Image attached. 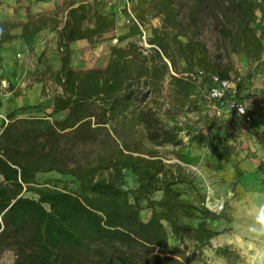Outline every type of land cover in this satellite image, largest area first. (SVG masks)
Listing matches in <instances>:
<instances>
[{"label":"trees","instance_id":"obj_1","mask_svg":"<svg viewBox=\"0 0 264 264\" xmlns=\"http://www.w3.org/2000/svg\"><path fill=\"white\" fill-rule=\"evenodd\" d=\"M131 2L141 25L160 19L148 38L154 46L144 54L134 40L114 45L105 67L74 68L71 43H94L114 31L122 11L131 27L119 41L138 36L141 27L121 1L73 0L64 11H28L26 22H0V47L19 27L22 36L56 29L62 61L43 72L44 93L55 87L53 111L12 112L0 131V258L11 250L13 264H191L223 233L216 223L228 215L207 207L197 190L187 197L193 179L159 150L209 147L212 159L236 160V174L245 173L234 140L242 123L251 124L209 113L193 95L192 76L202 69L237 78V97L256 117L252 125L264 126V86H247L256 74L264 81V30L253 26L264 19V0ZM238 53L250 63L243 77L232 57ZM166 80L167 101L160 98ZM214 132H222L215 143ZM126 171L137 177L136 187L122 186ZM48 172L70 176L76 186L40 184L38 174ZM214 250L232 255L226 247Z\"/></svg>","mask_w":264,"mask_h":264},{"label":"rangeland","instance_id":"obj_2","mask_svg":"<svg viewBox=\"0 0 264 264\" xmlns=\"http://www.w3.org/2000/svg\"><path fill=\"white\" fill-rule=\"evenodd\" d=\"M34 0H0V22H13L23 23L28 21V11ZM73 0H59L56 7L47 13H53L57 10L64 11L70 2ZM160 25L159 18H149V20L142 25L143 29L151 36L152 29ZM254 28L259 33L264 30V19L260 16L255 19L253 23ZM131 22L129 21L128 14L122 11L117 28L109 33L100 35L97 41L81 45L78 47L77 52L72 55V66L77 69H86L92 67H105L110 59L112 47L114 45H126L130 40L136 41L140 49L144 52L143 47L140 45L139 36L132 37L123 41H119V37L130 30ZM21 29L16 28V30ZM151 51L144 52L148 54ZM233 61L235 67L240 71V76L243 77L250 68V63L245 53L233 54ZM184 66L181 62L180 69ZM195 73V72H194ZM262 76L256 74L250 82L247 81V86L250 89H258L264 84ZM197 87L193 90V95L201 99V104L211 114H217L224 117H231L232 115L226 111H218L215 107L214 101L208 96V88L204 81L196 80ZM238 79L232 80L234 89L237 90ZM51 90L52 87L49 86ZM55 89V87H54ZM169 90V82L166 80L162 86L160 98L167 101ZM246 106L249 102L245 101ZM188 118H194L195 113L188 112L185 114ZM36 116L43 117V114L29 113L25 117ZM58 117V116H57ZM184 117V115H183ZM243 129L237 132V139L234 140L237 150L239 151V163L245 170L242 176L236 174L235 161L222 162L216 161L211 157V149L209 147L199 148L196 146L173 147L166 146L160 148V155L168 164L178 163L182 165L193 179L195 188L189 190L187 197L193 198L195 190L199 191L205 196L206 206L212 211L217 213L225 212L229 219H221L216 223V227L223 231L222 234L212 239V247H208L206 252L209 257H219L223 259V264H239V260L233 254L229 256H219L216 254L214 248L225 247L226 235L229 230L239 227V225L232 219L231 210L229 207L230 196L235 199L240 193L246 192L251 198L253 204L264 201V170L261 163H264V126L261 125H245L242 123ZM222 132L213 133V142L215 143L220 137ZM188 139L185 137V141ZM38 182L50 186L68 187L73 188L76 183L70 176H64L57 172L39 173ZM138 184L137 177L130 171H126L125 178L122 186L126 189L134 188ZM188 188V186H186ZM26 195L38 198V195L33 192H28ZM223 204V208L219 209V205ZM145 217L149 216L147 210L143 211ZM197 259L193 257L190 263ZM14 252L11 250L6 251L0 264H13Z\"/></svg>","mask_w":264,"mask_h":264},{"label":"crops","instance_id":"obj_3","mask_svg":"<svg viewBox=\"0 0 264 264\" xmlns=\"http://www.w3.org/2000/svg\"><path fill=\"white\" fill-rule=\"evenodd\" d=\"M58 2L34 0L30 12H50ZM21 32L22 29L16 30L14 34L17 36L0 47V131L12 112L17 116L29 113L46 116L53 111L54 86L51 90L47 86L44 93L43 72L48 66L53 70L61 68L58 32L51 27L32 36H22ZM89 43L87 39L72 42V55L79 46Z\"/></svg>","mask_w":264,"mask_h":264},{"label":"clouds","instance_id":"obj_4","mask_svg":"<svg viewBox=\"0 0 264 264\" xmlns=\"http://www.w3.org/2000/svg\"><path fill=\"white\" fill-rule=\"evenodd\" d=\"M239 112L243 114L244 109ZM229 199L232 219L239 227L225 233V247L238 258L239 264H264V201L253 204L246 192ZM195 253L197 259L192 264H223L222 258L209 257L203 249Z\"/></svg>","mask_w":264,"mask_h":264},{"label":"built area","instance_id":"obj_5","mask_svg":"<svg viewBox=\"0 0 264 264\" xmlns=\"http://www.w3.org/2000/svg\"><path fill=\"white\" fill-rule=\"evenodd\" d=\"M110 5L116 1H121L124 6H127L131 17L140 25L141 33L138 35L140 40V45L143 47L144 52L147 53L154 45L150 44L148 41L149 34L143 29L139 21L134 17L131 11V0H109ZM193 79L204 81L208 88V96L214 101L215 107L218 111H226L232 116L241 119L247 124H252L256 120V117L250 113L245 102L237 97L236 90L233 87L232 80L229 78H222L217 74L206 73L202 69H198L193 73ZM243 108L244 113L241 114L239 109ZM223 208V204L219 205V209Z\"/></svg>","mask_w":264,"mask_h":264},{"label":"water","instance_id":"obj_6","mask_svg":"<svg viewBox=\"0 0 264 264\" xmlns=\"http://www.w3.org/2000/svg\"><path fill=\"white\" fill-rule=\"evenodd\" d=\"M1 180V179H0Z\"/></svg>","mask_w":264,"mask_h":264}]
</instances>
